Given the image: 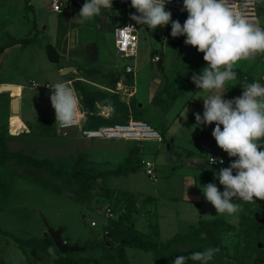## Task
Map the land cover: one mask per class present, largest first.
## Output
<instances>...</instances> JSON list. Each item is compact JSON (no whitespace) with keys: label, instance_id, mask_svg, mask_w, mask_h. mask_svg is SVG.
<instances>
[{"label":"rangeland","instance_id":"obj_1","mask_svg":"<svg viewBox=\"0 0 264 264\" xmlns=\"http://www.w3.org/2000/svg\"><path fill=\"white\" fill-rule=\"evenodd\" d=\"M78 2L83 4L85 0ZM30 3L34 6L33 11L25 9V0H0V45L13 38L35 37L34 43L9 51L1 65L5 79L20 84L23 89L16 86L19 88L17 93H0V135L9 152H22L47 162L60 174L52 176L13 162L0 167V176L5 182V190L0 193V230L19 239H42L47 236L41 218L43 216L50 227L63 229V236L70 245H75V242H96L102 239L104 227L123 214L129 203L134 201L138 207L134 214L136 228L146 232L148 223H156V208L151 194H178L173 180L166 177L171 163L170 153L174 151L168 152L165 142H150L146 145L143 142L121 140H86L79 137L75 129L66 132L58 130L50 101L51 90L45 85L50 87L58 82L71 81L75 87L72 81H80L85 91L110 95L116 76L122 83L128 79L135 87V95L130 103L132 119L143 121L158 131L156 126L161 120L163 107L152 104L151 99L164 88L173 65H176L174 69H179L184 58L177 60L176 50L165 39L170 35L168 31L162 32V27L152 31L147 30L146 26L137 25L136 57L121 58L113 46V28L117 19L111 16V9H102L95 19L85 21L79 17L80 11L70 6V0H62L65 7L61 15L48 12L51 0H31ZM256 5L261 12L264 0H256ZM175 15L178 19L181 17V13ZM102 21L105 30H97ZM66 36L71 47L68 52L60 54L61 38ZM160 37L163 38V47L158 42ZM48 44L59 52L58 64L48 62L45 53ZM157 54L161 55L163 72L158 63L152 62ZM65 58L68 59L66 65ZM258 59L257 55L255 60L244 61L245 70L259 62ZM63 65L65 68L62 69L71 70L59 74L57 70ZM125 66L134 68L133 75L124 73ZM204 67H207L206 62L199 66L197 72L200 73ZM32 83L34 87H31ZM90 110L97 115L100 113L102 119L111 116V109L102 100H98L97 105L93 104ZM133 148L138 151L141 149L140 153L147 155L145 158L139 155L137 158L140 161L148 158L155 162L156 182L144 174L140 162L133 173L99 178L100 181L97 180L94 188L87 192L76 181L74 172L77 162L91 173L112 171L124 163ZM202 155L208 159V153L203 152ZM227 158L230 157L227 155ZM161 200L165 201L161 209L173 212L174 209L166 204L167 199L161 197ZM233 202L241 204L243 210L223 216L224 221L233 226V230L214 233L220 251L207 264H264L260 261L262 251L259 250L262 249L255 248L257 243L253 240L251 230L264 201ZM107 210L111 211L113 217L107 216ZM91 221L96 222V227H90ZM193 222L179 229L177 224L168 227L166 220H161L160 241L165 242L174 234L188 235L190 238L187 241L176 242L171 248L203 251L212 247L206 232H201L199 239L193 236L196 234L193 230L199 226L195 218ZM259 236V243L264 249V225ZM102 254L103 251L97 249L82 253L81 256L97 257ZM27 256L38 264H48L47 255L31 248L20 249L12 239L0 233V264H27ZM127 256L131 264L154 262L151 253L141 250L129 248Z\"/></svg>","mask_w":264,"mask_h":264},{"label":"clouds","instance_id":"obj_2","mask_svg":"<svg viewBox=\"0 0 264 264\" xmlns=\"http://www.w3.org/2000/svg\"><path fill=\"white\" fill-rule=\"evenodd\" d=\"M171 0H130L135 14L123 29L136 31L135 25L146 26L155 31L171 23L173 38L186 37L184 43L199 53L207 64L199 74L193 73L191 82L202 93L203 114L196 113V125H212V137L228 157L235 158L228 167L215 174L223 191L214 183L201 187V192L217 214L229 216L242 211L240 200L247 203L264 201V85L259 82H241L239 97L225 99L231 82L237 81L234 71L240 61L255 60L264 54V28L243 14L233 10L228 0H183L182 11L187 12L183 25L172 19L166 5ZM113 0H85L79 17L91 21L102 9H112ZM51 89V106L56 123L62 128L75 126L83 117V105L77 91L68 82H58ZM108 103V102H106ZM109 107L110 104H109ZM214 163L223 159L211 157ZM255 198V199H254ZM48 254L56 259V250L48 248ZM220 251L208 247L190 255H177L172 264H207Z\"/></svg>","mask_w":264,"mask_h":264},{"label":"crops","instance_id":"obj_3","mask_svg":"<svg viewBox=\"0 0 264 264\" xmlns=\"http://www.w3.org/2000/svg\"><path fill=\"white\" fill-rule=\"evenodd\" d=\"M30 2L31 0H28L27 4H25V9L29 11H33L34 6ZM64 7L65 6H63L61 13H55L51 11V3H50V6L48 7V12L61 15L63 13ZM258 9L259 8H257L258 17L256 23H258L259 26L261 25L260 27L264 28V8H261V12ZM180 16L181 17H179L178 19L177 15L172 13V19L174 21L178 20L183 25L187 17L183 14H181ZM34 27H36L35 24ZM162 28H163L162 32L168 31L170 35V37L165 38L169 42L170 47L174 49L173 45L175 44L177 46V50L175 49L177 53L176 55L177 60L178 61L179 59L183 60L184 58L183 60L184 63L178 66L179 69H174V67L176 66L174 64L171 72L167 74L169 77H167L165 81H169L171 83V86H175L171 89L175 97L168 105L167 109L164 112H161V120L158 121L157 126L155 125L159 129L158 131L163 133V138L166 143V149L168 150V152H169V145L170 144L172 145V150L174 152L170 153L169 159L171 163H169L168 174H166V177H168V180L170 181L173 180V184L176 185L175 187L178 190L177 195L163 194L160 196L157 195L155 196L154 195L155 193L151 194L156 208L155 222L158 225V229H159V239L161 236V226H160L161 220L165 219L167 222L166 225L167 226L169 225L168 227H171L172 224L173 225L177 224V226H179L180 229V227L182 228L185 227L186 224L194 223L193 222L194 218H195V222H197L199 220H210L216 217L223 218V216L226 215V214L216 213L215 208L204 198L201 192V187L207 185L208 183H214L217 185L220 191H223V186L219 184V180L215 178V174L218 173L221 168L228 167L229 164H227V162L232 163L234 161L231 160L232 158H227V154L217 146L216 141L212 137V131L215 127L214 124L200 125V126L196 125L195 114L199 113L202 116L203 99L207 98V96L210 94L202 93L200 90H198L196 86L191 82V77L193 73L199 74L197 70L202 63H205V61L200 60V56L197 54L196 49H192L185 45L184 40L181 39L183 36L177 38H173L171 36V23ZM97 30L100 31L105 30L103 26V21L102 23L99 24ZM24 38H29V36ZM24 38H13L9 42H6L5 44H8L16 39H24ZM161 39L163 38L160 37V39H158V42H161ZM23 47L25 46H21L20 44H15L13 46L5 48L3 52H1L0 76L3 81V84L1 85H16L21 87V89H23L20 84L5 79V77L2 75V68H1L4 58L9 51L18 50L17 48L22 49ZM70 47L71 46L68 43L67 36L65 38L62 37L60 43V54L61 53L63 54V52H68ZM161 47H163L162 42H161ZM178 52L180 53V55H178ZM57 53L59 54L58 51ZM157 55L160 57V60H162L161 55L160 54ZM189 56L191 57L189 58ZM258 57H259L258 60H260L259 62H261L262 64L256 62L251 66H248L246 70L244 67L245 65L244 63L246 62L244 61H240L235 66L234 71L237 72L238 79L237 81L231 82L232 87H230L227 93L225 94L224 97L225 99H233L235 97H239L242 94L243 89L239 86L240 77H242L243 80L242 82L246 81L248 83H252L255 81L264 85V62H262V59L264 58V54H258ZM65 60H66L65 63L66 65L68 63V59L65 58ZM59 61H60V55H59ZM65 65L58 68L57 71L59 74L62 73V71L64 70L62 68H65ZM127 80L128 79H126V81ZM67 82H71V81H67ZM34 86L35 84L32 83L31 87ZM49 88L50 87L48 86V89ZM7 92H11V91H7ZM18 92H19V88H18ZM157 94H154V96H156ZM154 96L152 97V99L154 98ZM1 107L2 104L0 102V109ZM53 113H54V109H53ZM98 115H100V113H98ZM54 121H55V113H54ZM164 141H162L161 143H164ZM126 142H131V141H126ZM143 143L149 145L150 142H143ZM140 152L141 149L138 151L137 156L142 155ZM203 152L209 154L208 159L211 157L217 159H223L224 163L209 164L206 156L202 155ZM149 156L150 155H148V157ZM143 157L145 158L147 157V155ZM154 165L156 170L155 162ZM161 197L167 199L166 204L168 205V207L170 208L172 207L174 209L173 212H170L169 210L164 211L161 209L163 207V204H165V201L161 200ZM204 215L211 218H206ZM134 227L136 228L135 222H134ZM149 231H150L149 227H147V231L143 233H148ZM89 242H95V241H89ZM127 249H126V255H127ZM127 258L129 264H131V261L128 256ZM48 261L45 262L48 264L49 263L54 264L50 257L48 258Z\"/></svg>","mask_w":264,"mask_h":264},{"label":"trees","instance_id":"obj_4","mask_svg":"<svg viewBox=\"0 0 264 264\" xmlns=\"http://www.w3.org/2000/svg\"><path fill=\"white\" fill-rule=\"evenodd\" d=\"M28 0H25V4H27ZM111 16H115L117 21H122L125 19V11H123L116 3L113 1V7L111 9ZM182 40L185 41L186 38L182 37ZM35 41V37H29L24 39H16L8 44L0 46V54L3 52L5 48L13 46L15 44H20L21 46H26L28 44H32ZM192 49H195L191 46H187ZM173 48L177 50V46L174 44ZM197 51V49H196ZM197 54L200 56V60L203 59V53ZM178 55L180 53L178 52ZM118 76L114 78L113 85L114 89L116 84L120 82ZM242 77L239 79V83H241ZM75 85V90L77 91L79 97L81 98V104L83 105V111L85 112V126L88 128H97L100 126H112L125 124L128 122L131 117V100L129 105H126L124 102H121L119 96L115 93L105 94V93H93L90 91H85L80 85V81H72ZM3 84L2 78L0 76V85ZM175 95L171 90V83L169 81H165L164 88L152 99V104H158L163 107V112L167 109L168 105L171 103ZM98 100H102L104 105L111 109L110 118L99 117L96 113L92 112L91 106L93 104L97 105ZM108 102V103H106ZM109 104L111 107H109ZM140 109V107L137 105ZM131 112V113H130ZM134 120V119H132ZM140 121V120H135ZM163 137V133L160 132ZM164 141V138H163ZM165 142V141H164ZM169 151L172 152V145H169ZM138 150L137 148H133L129 153L127 159L124 163L117 167L114 171H107L103 173H91L87 169H84L79 166L77 162L75 165V176L77 177L76 181L79 183L80 187L84 189V191H89L94 188L95 182L103 177L113 175H125L130 172H135L138 169V165L140 160L137 158ZM8 162H13L20 166L32 167L37 170L44 171L45 173L56 176L59 175L60 172L51 168V165L47 162L36 160L29 156L28 154H24L22 152H9L6 142L4 138L0 135V167H4ZM135 162V163H134ZM138 164V165H137ZM5 190V182L0 176V193ZM138 207L137 203L132 201L129 203L126 211L121 214L116 220H112L108 225L104 227V232L102 235V239L96 242H75L74 244L80 248H82L81 252L77 253H67L60 254L58 250L54 247L52 240L46 236L42 239L39 238H28V239H19L9 233L3 232L0 230V233L6 237L12 239L17 247L20 249L31 248L39 251L47 255L48 257V248L51 246L55 248L56 259H52L54 264H129L126 249H136L141 250L146 253H151L153 256V264H172V261L176 258L177 255H190L195 251H180L173 250L171 247L176 242H185L190 236H183L179 234H175L171 239L162 242L159 239V229L156 223L150 224L148 223L149 233H143L137 230L134 227V214L137 213ZM198 228L193 231L196 233L193 236H196L197 239L200 238L201 232H206L208 241L213 244L212 247H217L218 245L214 239L215 232H230L233 230V226L224 221L221 217H216L210 220H199ZM264 225V204L261 207V211L254 221L253 225H251L252 237L255 243H259L260 240V230ZM261 244V243H260ZM262 245V244H261ZM255 248H258L255 246ZM102 250L103 254L97 257H93L92 255L81 256L82 253ZM262 255L260 256V261L264 263V249L262 245ZM27 264H38L34 262L29 256L26 257Z\"/></svg>","mask_w":264,"mask_h":264},{"label":"built area","instance_id":"obj_5","mask_svg":"<svg viewBox=\"0 0 264 264\" xmlns=\"http://www.w3.org/2000/svg\"><path fill=\"white\" fill-rule=\"evenodd\" d=\"M118 7L125 11V19L122 21H117L113 28V38H114V48L116 54L121 58L131 59L136 57L137 46H138V27L135 25L136 31L129 32L123 28L135 24L134 21L130 19L132 14H135V9L131 7L130 0H113ZM229 5L233 8L234 11L243 14L250 21L256 23L258 12L256 0H228ZM62 0H51V11L55 13H61L63 8ZM183 4L181 0H171L170 3L166 5V10L171 11V13H181L187 17V12L182 11ZM160 57L155 55L152 62L158 63ZM133 67L125 66L124 73L127 75H133ZM71 85V82H68ZM72 86V85H71ZM73 87V86H72ZM48 88V85H46ZM112 93H115L119 96L121 102H124L126 105H129L131 98L135 95V87L130 84V81L122 83L121 81L116 84ZM55 113V112H54ZM85 122V112L83 117L79 122L70 128H62L59 124H56L58 130L66 132L72 129H75L77 135L82 139L92 140V139H101V140H123L131 142H157L161 143L163 137L156 129L148 125L143 121H135L129 119L125 124L112 125V126H100L97 128H88L84 124ZM56 123V117H55ZM214 158V157H212ZM217 159V158H215ZM219 160V159H217ZM224 161V160H223ZM209 164H213L211 158L208 159ZM140 164L144 170V174L152 181L157 180L156 170L154 162L151 160H141ZM214 164H218L214 163ZM220 164V163H219ZM107 216L113 217V214L110 210H107ZM90 227H96V222L91 221Z\"/></svg>","mask_w":264,"mask_h":264},{"label":"water","instance_id":"obj_6","mask_svg":"<svg viewBox=\"0 0 264 264\" xmlns=\"http://www.w3.org/2000/svg\"><path fill=\"white\" fill-rule=\"evenodd\" d=\"M70 6L79 10L81 9L82 5L77 1V0H70ZM157 40V38H156ZM45 53H46V58L48 60L49 63L52 64H57L59 62V54L57 53V51L55 50V48L48 44L46 45L45 48ZM158 67L160 69L161 72H163V67H162V60H160L158 62ZM71 69H67V70H63L62 73H67L69 72ZM3 87L2 85L0 86V93H2ZM231 160H234V158H232ZM100 181V180H98ZM42 218V222L46 228L47 231V236L52 240L54 247L58 250V252L60 254H67V253H77V252H81L82 248L76 246V245H70L67 241V239L63 236V229L62 228H57L54 229L52 227H50L46 221V219L41 216ZM258 248H262V245L260 243L257 244Z\"/></svg>","mask_w":264,"mask_h":264},{"label":"bare ground","instance_id":"obj_7","mask_svg":"<svg viewBox=\"0 0 264 264\" xmlns=\"http://www.w3.org/2000/svg\"><path fill=\"white\" fill-rule=\"evenodd\" d=\"M3 87V92H7V91H11L13 93H17L18 92V87H16V85H2ZM16 99H14L13 103L15 104Z\"/></svg>","mask_w":264,"mask_h":264}]
</instances>
